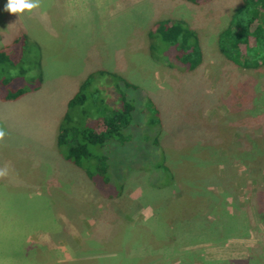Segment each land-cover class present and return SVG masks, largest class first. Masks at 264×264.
I'll use <instances>...</instances> for the list:
<instances>
[{"label":"rangeland","instance_id":"rangeland-1","mask_svg":"<svg viewBox=\"0 0 264 264\" xmlns=\"http://www.w3.org/2000/svg\"><path fill=\"white\" fill-rule=\"evenodd\" d=\"M48 1L54 11L49 6L45 15L42 10L10 15L4 11L7 0L0 8V51L7 48L8 60L0 66V129L6 132L0 147L13 157L20 174L40 173L46 178L42 187L51 190L19 193L45 200L32 211L19 205L0 211V251L14 255L0 254V264H133L128 253L131 258L143 255L139 264H178L177 256L150 237L147 220L165 205H170L172 220L178 218L174 200L183 190L199 192L194 197L204 202V215H210L206 204L211 199L222 201L220 214L232 238L195 248L180 241L179 251L194 250L202 264L245 259L264 238L252 204V180L264 183V157L253 148L264 140V66L238 67L219 44L229 37L228 25L243 0ZM58 17L64 19L61 25ZM162 21L182 22L196 34L199 63L194 69L185 70L173 58L176 46L162 43L154 33L151 40V27ZM19 91L24 94L16 101L5 100ZM124 104L130 109L128 130L105 146L89 144L90 160L81 157L85 168L97 166L91 171L98 184L104 166L108 179L111 174L123 179L110 187H121L120 195L109 198L95 189L84 169L63 158L56 125L65 123L77 135L86 129L103 131L104 120ZM159 118V126L164 125L159 137L165 133L172 144L168 160L186 134L199 138L198 128L207 125L220 130L211 153L220 165L228 162L226 173L216 162L191 175L177 165V182L158 189L151 184L156 172L127 171L128 165L141 162L142 154V163L155 159L148 142L157 136ZM242 138L251 145H239ZM219 178H225L222 186L216 183ZM207 191L214 195L208 197ZM170 215L162 218L165 223ZM7 243L12 247H3Z\"/></svg>","mask_w":264,"mask_h":264},{"label":"trees","instance_id":"trees-1","mask_svg":"<svg viewBox=\"0 0 264 264\" xmlns=\"http://www.w3.org/2000/svg\"><path fill=\"white\" fill-rule=\"evenodd\" d=\"M190 1L199 2L200 0ZM183 25L184 24L179 21H162L155 23L150 29L149 37L152 36L153 33V36L158 34L157 36L160 37L162 43L169 46H176L177 51L173 54V58L181 65L182 68L189 71L194 69L199 63V45L196 34ZM228 26L230 31L229 37H223V39L219 40L220 48L224 56L236 66L241 68L258 69L260 66H264V0H243V6L236 10ZM150 38L152 40V37ZM224 44H226V47ZM6 51L7 48H3V50L0 51V66L6 64L8 61L5 59ZM23 94L24 92L19 91L17 94L6 96L5 100L13 101L18 97L23 96ZM79 94L70 101L69 105L77 102L75 99L79 98ZM126 107V104H124L123 110L111 114V118H109L112 122L111 129L108 128L110 127L109 119L104 120L103 131L86 129L83 135L73 134L72 131H70V128L65 127V123H62L59 127L58 149L61 150L63 158L75 166H79L84 169L95 189L102 193V195L109 198H115L120 195L121 187H110H115L114 184L117 186L122 184L123 179H115L114 174H111L108 179L105 175L107 173V167L104 166L102 170L100 168L103 174V183L98 184L91 171L97 166L88 162L89 166H86L87 168H85L81 165V157L85 159L91 158V153L87 150V146L89 144L105 146L111 138H115L116 140L117 135L121 137V133L119 132L128 130L130 124L126 117L130 114V109ZM152 116H154V114ZM152 119L155 118L152 117ZM160 121L161 120L159 118L157 126L158 129L156 127L155 131L157 136L155 139L148 142V145L152 147L154 151H159L157 153H159L160 156L158 157L157 153H155L154 156V151H149L155 159L142 163L144 160V154H142L143 159L141 162L137 161L136 165H128V163H126L129 166L126 167L127 171L150 170L154 173L156 172L155 174H157V179L152 180L151 184L158 189H164L165 187L171 186L177 182V174L175 173V169L173 170V166L178 165L184 168L187 167L188 173L191 175V173H193L196 169L197 172H199L201 168L209 167L208 165L216 162L213 152L211 153V151L217 141V132H220V130L210 128V125L205 127L200 121V123L197 124L205 127L204 129L201 127L198 128L196 133H198L200 137L190 139L187 137L188 134H186L182 142L176 143V145L174 144L177 149V153H175V155L168 160L169 153L167 150L172 144L169 140L170 137H166V135H164L165 133L162 137H159L164 132V125L163 128L159 126L161 125ZM153 123L151 122V124ZM149 127L152 126L150 125ZM145 134H148L146 130ZM164 142L168 144H165ZM251 143V141H247V139L244 138L238 141V144L242 145V147L251 145ZM253 148H256L257 151L264 157V140L259 144L256 143ZM140 164L142 165L140 166ZM214 164L220 165L221 163L216 162ZM220 166H223V173L225 174L226 168H228V162ZM89 167H91V169ZM245 173H247V171H245ZM154 178L156 177L154 176ZM223 180H225V178H219V180L216 181V183H219L218 186H222ZM188 184L191 186V182H188ZM252 185L256 188L252 204L254 205V209L257 211L256 214L259 213L256 215V222L258 225H262L264 227V183L262 182V184H257L252 180ZM105 186L108 188H104ZM188 191L183 190L176 200H174L176 205L173 208V211H178L180 216L183 214L181 218H179V216L178 218L172 220L173 216L169 213L170 205H165L163 209L161 208L154 211L152 218L147 220V225L150 227V237L154 241H158L159 244L162 243L160 248L162 247L164 251L169 252L172 257L177 256L178 264H181L183 261H185L186 264H202L200 259L197 258L198 256L193 253L194 250L191 249L192 251H185L184 249H181L182 251L180 252V249L177 247L180 246L179 242L184 241L186 243L185 246L195 248L201 243L216 244L217 242H224L229 238H232V236L229 232L228 224L225 222L222 214H220L223 209L222 201L215 202L211 199L210 204H206L207 207H210V215H204V202L200 203L199 199L197 200L196 197H194V195L199 194V192L194 193ZM204 193L210 198L214 195L211 191ZM222 195H224V193ZM21 199L22 201L19 202V207L26 209L27 212L32 211L38 204L45 201L41 196L35 195L25 198L21 196ZM168 214L171 217V221L169 223H165L162 218ZM245 215L246 221H248L249 218L247 216V212ZM247 230V232H250L249 227H247ZM128 241L133 246L137 244V240H134L131 243L129 238ZM12 245L7 243L3 244V247L9 249ZM0 254H2L1 251ZM3 255L5 254H2V256ZM128 255V259H131V261L134 262L133 264H139L141 256H143H135L133 259L131 258L130 253H128L127 256ZM5 256L14 257L12 253L7 252ZM263 256L264 238H262V241L261 239H258L257 246L251 249V253L245 259L221 263L207 262L204 264H258V262H261V259L264 258Z\"/></svg>","mask_w":264,"mask_h":264},{"label":"crops","instance_id":"crops-1","mask_svg":"<svg viewBox=\"0 0 264 264\" xmlns=\"http://www.w3.org/2000/svg\"><path fill=\"white\" fill-rule=\"evenodd\" d=\"M43 4H44V9L39 7L34 10H42V15L50 14L48 13V10H49V6H51L52 12L54 11L53 9V6H55L54 3L53 5H51V3L48 0H44ZM1 7H2V0H0V8ZM75 9L77 13L78 7H75ZM59 19L60 18L58 17L57 21L60 22L59 25H61L64 19L62 20H59ZM13 101H16V100H13ZM8 102H11V100H9ZM60 124L61 123L56 125L58 129V134H59V127L61 126ZM58 134H57V141H58ZM13 160H14L13 157H11V155H8L4 151H2V148L0 147V169L7 168V175L5 177L0 178V211L1 213H3L4 211H8L7 209L16 208L19 205V202L22 201L20 196L25 197L24 195H21L19 193H24L26 191H43V192L51 191L50 188L47 186L42 187V186H45L44 183H46V178L43 179V176L41 177L40 173H37L39 174L38 177L32 176V175H26L23 173L20 174V172L18 171L19 168L14 167ZM58 189H59L58 191H62L60 187ZM0 218H1L0 223H2L3 219H2L1 214H0Z\"/></svg>","mask_w":264,"mask_h":264},{"label":"clouds","instance_id":"clouds-1","mask_svg":"<svg viewBox=\"0 0 264 264\" xmlns=\"http://www.w3.org/2000/svg\"><path fill=\"white\" fill-rule=\"evenodd\" d=\"M41 6V0H7L4 11L11 14L31 12ZM6 132L0 129V140H3ZM7 175V168L0 169V178Z\"/></svg>","mask_w":264,"mask_h":264}]
</instances>
